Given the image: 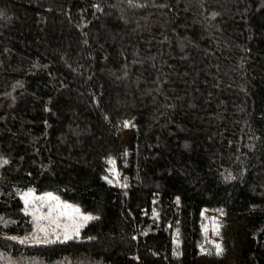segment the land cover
<instances>
[{
  "label": "trees",
  "instance_id": "1",
  "mask_svg": "<svg viewBox=\"0 0 264 264\" xmlns=\"http://www.w3.org/2000/svg\"><path fill=\"white\" fill-rule=\"evenodd\" d=\"M29 191L93 219L18 242ZM0 264H264V0H0Z\"/></svg>",
  "mask_w": 264,
  "mask_h": 264
},
{
  "label": "rangeland",
  "instance_id": "2",
  "mask_svg": "<svg viewBox=\"0 0 264 264\" xmlns=\"http://www.w3.org/2000/svg\"><path fill=\"white\" fill-rule=\"evenodd\" d=\"M131 132L132 130L126 132L127 139ZM110 172L114 180L124 182L126 173L113 166ZM23 198L25 209L33 214L35 222L30 232L12 235V238L18 242L38 244L79 236L82 226L89 220H85L84 217L93 216L92 213L81 210L77 202L63 200L52 192L29 191L23 195ZM202 228L204 232L201 245L202 257L208 258L213 250L219 255L226 251L229 258L232 251L227 247V236L232 234L236 225L227 213L224 210L204 209Z\"/></svg>",
  "mask_w": 264,
  "mask_h": 264
},
{
  "label": "snow or ice",
  "instance_id": "3",
  "mask_svg": "<svg viewBox=\"0 0 264 264\" xmlns=\"http://www.w3.org/2000/svg\"><path fill=\"white\" fill-rule=\"evenodd\" d=\"M84 219H85V220L93 219V217L86 216V217H84Z\"/></svg>",
  "mask_w": 264,
  "mask_h": 264
}]
</instances>
